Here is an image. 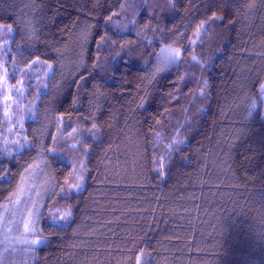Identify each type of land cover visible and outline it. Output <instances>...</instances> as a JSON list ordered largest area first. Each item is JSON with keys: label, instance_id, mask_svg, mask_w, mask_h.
<instances>
[{"label": "trees", "instance_id": "1", "mask_svg": "<svg viewBox=\"0 0 264 264\" xmlns=\"http://www.w3.org/2000/svg\"><path fill=\"white\" fill-rule=\"evenodd\" d=\"M262 86L264 0H0V264H264Z\"/></svg>", "mask_w": 264, "mask_h": 264}, {"label": "snow or ice", "instance_id": "2", "mask_svg": "<svg viewBox=\"0 0 264 264\" xmlns=\"http://www.w3.org/2000/svg\"><path fill=\"white\" fill-rule=\"evenodd\" d=\"M103 39V38H102ZM99 47V46H98ZM162 51L165 52H169L170 55L167 56L165 59L168 63L173 62L176 57L181 55V51L180 50H171V49H162ZM196 58L193 57V60H195ZM36 61L33 62V66L35 65ZM51 67V66H49ZM5 75H7V72H5ZM207 86V84H205V87ZM262 91H264V86H262ZM201 94H203V92H201ZM21 119H23V117H21ZM17 143H19L17 141ZM26 143V141H25ZM21 147H23V145H20ZM9 155H11V153H9ZM42 167V163L39 162H34L32 165H29V168L26 169V173H35L37 172L40 168ZM163 167V165L161 166ZM23 179V177H22ZM79 184L76 185L77 188H79ZM35 190V189H33ZM23 193V189H21V194ZM37 201L39 200V196H37ZM16 203H20L19 198L16 199ZM40 211L39 205L38 203H34L32 207H28L26 208V212H27V216L22 217V222H23V231L24 233H30L32 231H34V223H35V219L37 216V213ZM68 215H70V213L64 215L61 217L62 220L66 219L68 217ZM40 242V240L38 238L36 239H31V240H25V243L30 244V245H35L38 244Z\"/></svg>", "mask_w": 264, "mask_h": 264}, {"label": "rangeland", "instance_id": "3", "mask_svg": "<svg viewBox=\"0 0 264 264\" xmlns=\"http://www.w3.org/2000/svg\"><path fill=\"white\" fill-rule=\"evenodd\" d=\"M163 54H164V55H168V56L170 55L169 52H163ZM263 117H264V107H263ZM9 244H10V243H9ZM6 247L8 248L9 246L7 245Z\"/></svg>", "mask_w": 264, "mask_h": 264}]
</instances>
